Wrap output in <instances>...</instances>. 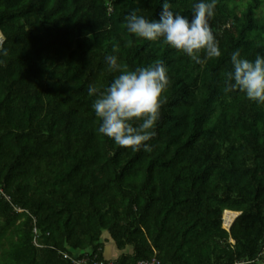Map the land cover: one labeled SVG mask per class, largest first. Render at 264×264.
I'll return each mask as SVG.
<instances>
[{"label": "trees", "instance_id": "trees-1", "mask_svg": "<svg viewBox=\"0 0 264 264\" xmlns=\"http://www.w3.org/2000/svg\"><path fill=\"white\" fill-rule=\"evenodd\" d=\"M195 2L169 0L189 17ZM160 4L0 0V264H73L63 253L99 254L106 232L133 248L120 264H235L264 248V104L224 90L233 51L264 55V0H217L223 54L202 66L126 31L128 13L156 19ZM108 54L167 68L150 153L96 132L86 89L116 75ZM225 210L240 212L230 231Z\"/></svg>", "mask_w": 264, "mask_h": 264}, {"label": "clouds", "instance_id": "clouds-1", "mask_svg": "<svg viewBox=\"0 0 264 264\" xmlns=\"http://www.w3.org/2000/svg\"><path fill=\"white\" fill-rule=\"evenodd\" d=\"M216 2L196 0L189 17L174 12L169 0H161L156 19L150 20L136 10L128 13L124 20L126 31L138 39L161 41L202 66L206 60L223 54L209 24ZM116 51L117 46L113 45L112 52ZM104 61L116 75L106 86L90 82L86 89L99 122L96 132L121 148L150 153L153 150L150 141L156 136L160 118L162 94L169 86L167 68L157 60L128 69L115 54L106 55ZM230 64L224 90L239 92L251 102L264 104V55L258 53L250 59L237 49L231 53ZM261 258H264V248L248 264H260Z\"/></svg>", "mask_w": 264, "mask_h": 264}, {"label": "built area", "instance_id": "built-area-1", "mask_svg": "<svg viewBox=\"0 0 264 264\" xmlns=\"http://www.w3.org/2000/svg\"><path fill=\"white\" fill-rule=\"evenodd\" d=\"M1 44H2V41H1ZM0 196L7 199L10 203H12L11 198L4 193V189L2 187H0ZM14 208L17 212L25 211V210L23 211V209L18 208L16 206H14ZM239 215H240V212L225 210L223 213V217H222L223 228L227 231H230L232 225L234 224L235 220L238 218ZM34 234H35L34 243L38 245L37 238L39 235H38V231L36 228L34 229ZM231 242L234 243L232 240ZM64 258L70 260L73 264H117L113 261H110V262L101 261L98 259L97 256L79 257V256H71L67 253H64ZM245 263H248V262L243 261V262H237L235 264H245ZM137 264H161V261L159 260L155 252L153 257L149 259L140 260L137 262ZM260 264H264V258H261Z\"/></svg>", "mask_w": 264, "mask_h": 264}, {"label": "crops", "instance_id": "crops-1", "mask_svg": "<svg viewBox=\"0 0 264 264\" xmlns=\"http://www.w3.org/2000/svg\"><path fill=\"white\" fill-rule=\"evenodd\" d=\"M38 235H39V233H38ZM38 238H39V236H38ZM38 238H37V243H38ZM231 240L232 239L230 238V242H231ZM100 244H101L100 253H99L100 255L98 253L93 254L92 249H89L87 251H82V252L81 251H75L74 255L80 256L83 254L82 257H84V256H92V257L97 256L98 259L101 261H105V262L113 261L117 264H120L119 260L121 259V257L123 255L133 254V248L132 247H127L125 250L119 249L116 242L112 239L111 235L107 232L103 234ZM38 245H39V243H38ZM39 247H42V246L39 245ZM156 254H157V252H156ZM63 255H64V253H63ZM135 264H137V263H135Z\"/></svg>", "mask_w": 264, "mask_h": 264}, {"label": "rangeland", "instance_id": "rangeland-1", "mask_svg": "<svg viewBox=\"0 0 264 264\" xmlns=\"http://www.w3.org/2000/svg\"><path fill=\"white\" fill-rule=\"evenodd\" d=\"M243 1L245 2L246 0H243ZM0 38H2L1 41L3 42L4 41V38H3V35L1 33H0ZM0 46H1V42H0Z\"/></svg>", "mask_w": 264, "mask_h": 264}]
</instances>
